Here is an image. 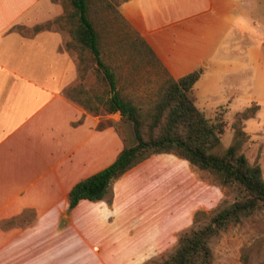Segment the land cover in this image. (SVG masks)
Segmentation results:
<instances>
[{
    "label": "crops",
    "instance_id": "1",
    "mask_svg": "<svg viewBox=\"0 0 264 264\" xmlns=\"http://www.w3.org/2000/svg\"><path fill=\"white\" fill-rule=\"evenodd\" d=\"M247 1L128 0L117 10L169 77L202 70L189 98L203 110L209 101H238L252 84L255 58L264 55V34ZM62 14L59 0H0V264H48L55 248L59 259L64 248L82 249L84 237L61 221H70L68 211L93 206L111 249L135 245L122 222L113 236L117 218L135 213L127 197L131 170L113 182L109 205L68 206L72 187L110 166L122 149L115 129L101 127L117 114L89 113L65 96L79 83L77 60L64 48L67 35L32 32Z\"/></svg>",
    "mask_w": 264,
    "mask_h": 264
},
{
    "label": "rangeland",
    "instance_id": "2",
    "mask_svg": "<svg viewBox=\"0 0 264 264\" xmlns=\"http://www.w3.org/2000/svg\"><path fill=\"white\" fill-rule=\"evenodd\" d=\"M63 1L66 4V0ZM108 2L111 8L97 10V16L92 18L100 36L101 59L114 74L120 97L143 111L147 110L161 92L164 74L151 57L133 48L136 36L117 10L124 1ZM91 3H96V0H91ZM246 3L251 7H247L246 11L260 23L264 34V0H248ZM112 7L116 12H112ZM61 32L68 37L64 44L67 45L71 37L67 31ZM261 38L264 39L263 36ZM68 52L77 60L75 51L71 49ZM86 65L87 72L79 77L77 85L81 84L92 95H105L107 87L101 74L94 70L90 59H87ZM250 69L249 82L252 84L238 101L222 106L213 100L203 110H198L211 122L218 118L225 123L221 136L225 149L232 141L235 115L253 105L258 106L251 119L241 122L242 130L248 137L241 152L249 164L260 167L264 181V55L258 60L255 58V64ZM114 125L117 126L121 150L132 142L131 126L122 124L116 115L103 119L101 127ZM159 156L149 158L126 175L131 188L127 197L131 199L135 213L117 218L118 226L113 227V236L117 232L119 234V222H122L128 227L127 233L133 236L134 247L119 242L116 249H111L105 219L102 214L94 216L96 207L93 206L73 214L68 211L66 216L70 221L64 217L61 221L62 226L75 228L84 237L83 248L69 249V253L64 248L62 259H59L61 249L55 248L54 260L48 264H124L120 263L121 258L130 254L132 257L125 264H158L173 251L179 237L189 230L196 212L210 213L219 205H230L235 199L234 192L217 185L208 173L197 170L172 154ZM209 248L211 264H264V210L219 231L210 240Z\"/></svg>",
    "mask_w": 264,
    "mask_h": 264
},
{
    "label": "trees",
    "instance_id": "3",
    "mask_svg": "<svg viewBox=\"0 0 264 264\" xmlns=\"http://www.w3.org/2000/svg\"><path fill=\"white\" fill-rule=\"evenodd\" d=\"M61 5L63 14L60 17L35 27L32 32L52 28L67 31L71 42L64 48L75 51L79 77L85 76L88 69L85 63L90 59L107 87L105 95L97 96L80 84L66 90L65 96L89 113L97 115L103 109L109 115L117 114L122 124L131 126L132 132L131 144L123 146L110 166L72 187L68 194L69 209L75 208L81 200L91 203L105 201L109 205L114 181L153 156L172 154L197 170L208 173L217 185L234 192L235 199L230 205H219L210 213L196 212L189 230L179 237L173 251L158 264H211L210 240L229 225L264 210V181L260 167L249 164L241 152L248 138L241 122L251 119L258 106L253 105L235 115L232 141L224 149L221 136L225 123L218 118L213 122L207 120L189 98L202 70L178 80L172 79L125 21L136 36L133 48L151 57L164 74L161 92L151 106L144 111L133 106L120 97L115 76L101 59L100 36L92 19L97 16V10H109L111 4L108 0H96V3H91V0H66L65 4L62 0ZM112 12H116L113 7ZM113 128L117 131L116 125Z\"/></svg>",
    "mask_w": 264,
    "mask_h": 264
}]
</instances>
